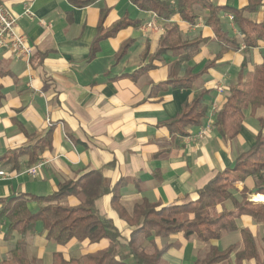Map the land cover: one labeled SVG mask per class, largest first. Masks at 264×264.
<instances>
[{
	"label": "crops",
	"instance_id": "0c3cea01",
	"mask_svg": "<svg viewBox=\"0 0 264 264\" xmlns=\"http://www.w3.org/2000/svg\"><path fill=\"white\" fill-rule=\"evenodd\" d=\"M205 3L241 10L245 20L264 23V0H196L194 23L176 13L170 18L158 16L159 29L150 30H144L143 25L154 11H143L132 0H95L83 7L70 0H0V5L19 16L17 30L34 48L30 61L17 57L11 49L0 48V158L48 133L51 136V146L36 163L29 165L28 156H23L17 171L0 162V198L49 195L63 182L76 181L92 170L101 171L112 187L120 183L116 202L114 192L96 202L100 213L110 217L120 232L116 256L120 260L128 251L134 227L121 217L118 206L132 213L144 200L162 206L193 201L209 180L234 166L241 153L256 143L260 132L264 137V108L254 114L245 110L241 132L233 139L223 138L215 126L204 139L193 138L207 125L214 106L215 123L242 69L252 70L264 62V40L248 45L239 21L223 11V26L239 44L238 49L223 52L222 45L228 47L229 43L221 44L206 24L209 10ZM26 4L33 18L23 15ZM125 18L140 24L108 35L116 22ZM173 24L180 26L185 40H206L198 52L181 63L182 54L173 51L147 68L161 37ZM97 39V50L91 57ZM210 62L213 65L201 73ZM197 73L201 74L190 87L155 88L169 79ZM203 92L207 113L202 123L189 126L186 135L171 129L167 123ZM39 161L43 165L35 175L30 174L28 169ZM62 203L77 205L79 200L70 196ZM39 206L37 202L30 204L34 211ZM225 207L231 209L232 205L226 202ZM254 221L249 215H241L237 218L239 230L208 244L195 234L186 237L182 233L166 238L142 236L139 244L149 252L169 244L160 264H195L212 247L220 251L235 248L217 264H256L255 260L236 261V253L244 246L240 229L249 228L258 238ZM6 227L7 223L0 225V261L14 245L4 238ZM260 232L262 241L264 229ZM20 238L16 234L14 241ZM50 241L39 222L36 231L26 237L22 251L38 262L46 259V263L34 260L38 264H51L56 253L66 259L80 258L109 246L107 239L97 243L72 240L58 247L50 246ZM130 258L124 259L126 264Z\"/></svg>",
	"mask_w": 264,
	"mask_h": 264
},
{
	"label": "trees",
	"instance_id": "16d2710c",
	"mask_svg": "<svg viewBox=\"0 0 264 264\" xmlns=\"http://www.w3.org/2000/svg\"><path fill=\"white\" fill-rule=\"evenodd\" d=\"M79 7L87 6L95 0H70ZM143 11H154L161 18H170L178 13L184 20L196 21L193 5L196 0H132ZM174 5V7H173ZM209 10L206 24L215 31L221 44L227 42L228 47L222 48L223 52L239 48L238 42L229 37L221 21L220 14L223 11L231 13L239 21L240 32L248 45L255 44L257 40H264V23H254L242 17V11L227 6H215L205 3ZM104 19V18H103ZM138 21L122 19L116 22L113 30L108 35L114 34L122 27L139 25ZM102 30V22L99 31ZM107 37V34L105 35ZM206 39H184L178 24L169 26L161 37L159 47L151 55L153 66L155 60L162 59L169 52H179V63L189 59L198 52L200 45ZM95 41L92 55L97 50ZM148 54V52H147ZM213 62L208 63L201 71L205 72ZM144 71L141 69L140 72ZM188 71V69H187ZM186 71V72H187ZM201 73L188 75L183 79H169L159 83L155 88H165L172 85L175 88L190 87ZM1 74V70H0ZM198 94L193 101L187 102L183 111L167 124L171 129L186 135L189 126L202 123L207 113L204 105V94ZM3 95L0 86V101ZM264 108V62L256 65L252 70L242 69L238 82L232 85L227 94L226 102L219 110L214 126L223 138L230 140L235 138L243 127L245 119L244 111L251 110L254 114L258 108ZM264 126V118L261 119ZM51 146L50 133L37 141L23 147L9 151L0 158L1 163L10 164L14 170H20V159L28 156V164L32 165L40 159L42 152ZM232 173V177L228 174ZM247 180L252 181L249 187ZM243 182L240 190L235 186L236 182ZM103 176L101 171L92 170L76 181H66L59 184L58 189L49 195H18L8 198H0V225L7 223L4 238L14 242L9 254L0 261V264H38L30 260L22 253L25 239L36 231L39 222L43 225V232L48 240L55 241L59 245H66L72 240L80 242L88 240L97 243L103 239L109 241V246L95 253L84 255L80 258L66 259L62 253H56L51 264H126L125 258L131 256L137 264H160L164 252L169 248L166 244L162 249L155 248L153 252L147 251L139 239L142 236L149 237L154 234L157 237H170L182 233L189 237L197 235L202 241L220 239L225 233L239 230L237 218L241 215H249L256 222L264 223V202L251 199L250 193L257 189L256 194L264 195V137L261 132L257 141L248 150L241 153L234 166L218 173L198 190V198L183 204L160 205L144 200L136 204L132 213L118 206L121 217L126 219L134 227L128 242V251L122 253L117 259L118 246L120 244V232L110 217L102 215L96 202L102 196L114 192L113 201H117L119 195L116 187ZM70 196L79 200L77 205L63 204L62 201ZM32 202L40 204L38 210L30 208ZM230 202L232 208L225 207ZM222 210L219 211V207ZM244 246L236 253V261L242 263L245 260H255L256 264H264V237L262 238V251L255 235L249 228L240 229ZM16 234L20 239L14 241ZM230 247L224 251L212 247L206 256L197 259L195 264H217L226 260L234 251Z\"/></svg>",
	"mask_w": 264,
	"mask_h": 264
},
{
	"label": "built area",
	"instance_id": "2783aa9c",
	"mask_svg": "<svg viewBox=\"0 0 264 264\" xmlns=\"http://www.w3.org/2000/svg\"><path fill=\"white\" fill-rule=\"evenodd\" d=\"M23 15H26L29 18L34 17V13L31 10L30 5H25ZM158 17L157 13H152V18L146 24L143 25L144 30L150 29H159V26L156 23V18ZM233 18V16H231ZM19 16L14 15L4 6L0 5V48L11 49L15 55L19 58H22L26 61H30L33 56L34 48L29 42V39L21 34L17 30ZM220 91L223 90V87H218ZM217 107L214 106L211 117L209 118L207 125L200 130V132L193 138L194 140H201L207 136V133L214 127V120L212 115L215 114ZM43 165V161H39L36 165L28 169L30 174L35 175L38 168Z\"/></svg>",
	"mask_w": 264,
	"mask_h": 264
},
{
	"label": "rangeland",
	"instance_id": "374dc122",
	"mask_svg": "<svg viewBox=\"0 0 264 264\" xmlns=\"http://www.w3.org/2000/svg\"><path fill=\"white\" fill-rule=\"evenodd\" d=\"M229 175V177H232V173H230V174H228ZM249 187H251L252 186V181L251 180H248L247 181V183H246ZM235 186L239 189V188H242L243 186H244V184H243V182H236L235 183ZM250 196H251V198L253 199V194L252 193H250ZM254 224L255 225H258V228H257V240H258V245H259V250L260 251H262V241H261V239H260V231H262V229H264V223H257V222H255L254 221ZM263 226V227H262ZM201 241V240H200ZM201 242H203V243H209V242H204V241H201ZM50 246H52V247H58V245H57V243L55 242V241H50ZM22 253L24 254V256L25 257H27V258H29V259H31V260H36V258L35 257H32V256H30V255H26L27 254V252L25 251V252H23L22 251ZM45 260V261H44ZM44 260H40L39 262L36 260V262H38V263H46V259H44ZM47 262H49V261H47ZM127 263L128 264H134L135 263V261L132 259V258H130L129 260H127Z\"/></svg>",
	"mask_w": 264,
	"mask_h": 264
},
{
	"label": "bare ground",
	"instance_id": "6f19581e",
	"mask_svg": "<svg viewBox=\"0 0 264 264\" xmlns=\"http://www.w3.org/2000/svg\"><path fill=\"white\" fill-rule=\"evenodd\" d=\"M253 199L257 202H264V195L263 194H256L253 196Z\"/></svg>",
	"mask_w": 264,
	"mask_h": 264
},
{
	"label": "water",
	"instance_id": "95a60500",
	"mask_svg": "<svg viewBox=\"0 0 264 264\" xmlns=\"http://www.w3.org/2000/svg\"><path fill=\"white\" fill-rule=\"evenodd\" d=\"M251 193H252L253 195H256V193H257V189H253V190L251 191Z\"/></svg>",
	"mask_w": 264,
	"mask_h": 264
}]
</instances>
